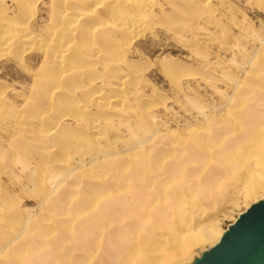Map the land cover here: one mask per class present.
I'll return each instance as SVG.
<instances>
[{
  "label": "rangeland",
  "instance_id": "rangeland-1",
  "mask_svg": "<svg viewBox=\"0 0 264 264\" xmlns=\"http://www.w3.org/2000/svg\"><path fill=\"white\" fill-rule=\"evenodd\" d=\"M6 1L3 8L15 29L0 30V258L13 257L9 259L12 263L16 253L8 249L14 243L6 250L4 244L15 239L23 244L16 243L14 249L26 245L28 251L32 249L29 254L36 249L38 255L50 247L53 254L71 248L72 234L67 226L74 224L76 217L88 216L83 205L95 187L122 182L125 174L137 169L136 155L170 156L176 150L167 162L176 161L191 145V127L195 132L201 130L199 136L225 131L227 124L221 125L239 110L237 99L246 92L247 102H254L249 98L253 100L256 91L263 92L255 82L264 75V0H124L117 11L129 16L127 24L115 21L100 27L94 17H81L68 6L56 9L53 0L22 3V7L14 0ZM128 3L133 11L126 9ZM87 22L93 25L86 34L83 24ZM21 25L25 32H20ZM233 100L235 108L230 103ZM196 103L210 116L209 122L200 117ZM237 132L228 130L214 150L238 137ZM154 151L159 153L153 156ZM215 165L212 162L209 167ZM193 167L197 165H187ZM86 169L88 172H83ZM93 175L99 180L90 178ZM242 199L231 189L209 209L212 224L222 235L249 207L251 201L246 202L247 207ZM58 226L63 228L58 229L62 235ZM23 228L27 235L21 239L18 230ZM7 258L4 261L11 263ZM5 262L0 259L1 264Z\"/></svg>",
  "mask_w": 264,
  "mask_h": 264
},
{
  "label": "bare ground",
  "instance_id": "bare-ground-1",
  "mask_svg": "<svg viewBox=\"0 0 264 264\" xmlns=\"http://www.w3.org/2000/svg\"><path fill=\"white\" fill-rule=\"evenodd\" d=\"M5 1L6 0H0V30L5 29V28L7 29L10 26H15L14 25L15 23H13V21L11 22L10 19H8L6 12L3 8ZM14 1L19 7H22V6H20V4H22V3H25V5H27V4L31 5V4H34L33 2H35L37 0H34V1L33 0H14ZM123 1L124 0H53L54 7L56 9H59L61 6H68L69 9H71L73 11V13L76 12L81 17H85V18L86 17L87 18L88 17H94L95 20L94 19L93 20H94V22H96L98 24V27H100L99 25H107L111 22L115 23V21H117V23L118 22H121V23L126 22V24H127V20H128L129 16H127V15L124 16L120 12L117 11V8L119 7V5L120 6L122 5L121 2H123ZM133 1L134 0H132V2ZM137 2H140V1L138 0ZM137 2L135 1L136 4H137ZM143 3H144V1H143ZM136 4H134L135 8H136ZM125 6L126 5L124 4V7ZM129 6H130V4L127 5L126 9ZM141 7H143V6H141ZM25 8L27 10H29V8H27L26 6H25ZM132 8H128V9H132ZM143 8H145V7H143ZM133 9H132V11H133ZM139 10L136 12L141 11V10L140 11ZM129 12H130V10H129ZM129 12H127V14ZM28 13L29 12H26L25 15L27 16ZM73 13H71V14H73ZM123 14H124V12H123ZM132 14H134V13H132ZM68 15H69V13H68ZM103 15L107 18V20L104 19ZM138 15H139V13H138ZM138 15L136 13L137 19L140 17V16L138 17ZM26 16H24V17H26ZM81 17L79 18V20L82 19ZM135 17H134V20L136 19ZM28 18H29V16H28ZM143 18L144 17H142V19ZM77 22H78V20H77ZM79 22H81V21H79ZM91 22H93V21L91 20ZM138 22L140 23L139 20H138ZM24 23H26V22H24ZM87 23L88 24H86V23L83 24V29L84 30L87 29L86 30L87 32L84 31L86 34L88 33V29L91 28L90 25L91 24L93 25V23H89V22H87ZM131 23H135V22H131ZM139 23H137V24L139 25ZM26 25H27V23H26ZM80 26H82V25H80ZM128 26L129 25H127V27ZM135 26H133V27H135ZM10 28H14V27H10ZM14 29H12V30H14ZM19 30H20V32H25L26 28H24L22 26V27H19ZM122 30H124V28ZM89 35H91V33ZM31 39L32 38H30V37L26 38V40H28V41L29 40L31 41ZM28 41H26V42H28ZM107 41H108V39H107ZM31 42H29V43H31ZM263 57H264V55H263ZM258 66L260 68V65H258ZM251 69H255V68L252 67ZM48 70H47V72H48ZM249 72H248V74L250 75ZM252 72H254V70ZM252 72H251V74H252ZM51 75L53 77V74H51ZM45 76H46V74H45ZM252 77H254V73H253ZM255 78L257 79V76H255ZM247 80H249V77ZM253 82H254V78H253ZM255 83L258 84L257 86L261 87L263 92L256 91L255 92L256 94L254 95L253 100H252V96H251V98H249V99H251V101H254V102H249V103L247 102V100L245 98L246 92H244V96L243 95L241 96L242 98L239 97V99H237L234 97L235 99L239 100L238 104H237L238 107L235 106L239 110L237 112H234L235 114L232 117H231V115L233 113L230 112V117H231L230 120H228L227 123H224V124L221 123L222 124L221 126H224L225 124H227V125H225V127L227 126L226 130H225L226 132L223 129H221V130H218L213 135L208 134L206 136H204V135L199 136L198 132L200 133L201 130L198 132H195V131H197V129L195 130L194 127L193 128L191 127V132L189 131L191 133V134L189 133L190 134L189 136H191L190 137L191 138V145L188 148V150L186 148L188 153L186 152V155L182 156L183 158L181 156H179L182 158L181 159V161L183 160L182 162L180 160H178L179 157H178L176 152H175L176 153L175 156L177 155L176 156L177 160L175 161L173 159L172 162H171V160H169L170 162H167L168 159L172 156V154L176 150H173V152L171 151L172 154L170 156L169 155L167 156L165 154H164L165 156H163V154L160 155V154H158L159 152L157 153L155 151L152 152V155L154 153H157L158 155L156 156V154H154L155 157H153V158H150L148 156H139L138 157V155H136L137 156L136 161H137L138 167L135 166L133 163L132 164H133V168L137 167V169L133 170V172H131L132 171L131 170L130 173L125 174L122 178L123 180L119 179V180H122V182L121 181L119 183L110 182L104 186L95 187V189L93 190L92 194L90 195L88 201L86 203H84V205H83V206H87L85 209H87V211L89 213L88 216L76 217L77 221L74 224L71 223L73 225L70 224L69 226H67L68 231L70 229V231H71L70 233L72 234L71 239H72L73 246L71 248H68L66 250H62L61 252L59 251L60 253L58 252L56 254H53V251L51 250L52 248L47 247L49 249L43 250V252L39 253L38 255H36V253L38 251L36 249L37 251L36 250L33 251V252H35L34 254H35L36 258H33L32 255H34V254H29L30 253L29 251L32 249H29V251H28L26 249V247H27L26 245H25L26 247L24 245H22L20 247V244L22 241L18 242V240H20V239H15V241L12 240L13 242L10 241L9 243L4 244L5 250H6L7 248H10L11 245L14 243L13 247H11V249H8V250H10L9 252H11V250L13 248L12 252L14 254L15 253L17 254V255L15 254V256H16L15 260L16 261L15 262L13 261V263H12V261H10L11 260L10 258H13V257H10L9 256L10 254L7 253L6 256H9L10 260L7 257L6 258L11 262V263L7 262V263L8 264H186L198 252H201V251L205 250L206 248L215 245L220 240V238L222 237V233H220L217 230V228H215V226L212 224V216L209 214V213H211V212H209V209L216 207L218 205L220 199L224 198L225 195H227V193H229V190H231V189L238 192L240 195H242L243 199L245 200V203L248 202V200H250L251 203H249V206L253 202L258 201L259 199H262L264 197V75L263 76L261 75V77L259 76V78L256 80ZM237 84H239V83H237ZM237 84L235 85L236 89H238ZM243 86H244V88L247 87V89H249L248 86H246V85H243ZM251 89L252 88H250V90ZM235 91H237V90H235ZM250 95H252V94H250ZM230 98H231V96H230ZM232 102H233V104H232ZM232 102H230L231 106L232 105L234 106L236 102L234 103V100ZM196 105H197V103H196ZM197 106H199L200 117L204 116L203 117L204 120L206 118V121H208L210 116L205 115V111L202 110V108H200L201 105H197ZM235 107H233V108H235ZM228 109H230V108H228ZM196 110H198L197 107H196ZM213 118H215L214 119L215 121L217 120V117L214 116ZM217 123H219V122H217ZM217 123H215V124H217ZM213 125L214 124H212V126ZM199 126H202V125L199 123ZM209 126H211V125L209 124ZM214 126H217V125H214ZM218 127H220L219 124H218ZM205 130H206V128H205ZM209 130H211V129L207 130L210 133ZM228 130L238 131V132H240V135L238 137H236L235 139L228 141L226 143L225 147H222L220 150H218V151L214 150V147L216 145L220 144V141H223V137H226L225 133H227ZM208 132H205V133H208ZM195 133H197L198 135ZM157 137L158 136H156V138ZM172 137L174 138V136H172ZM145 140L151 141L150 139H145ZM155 140H157V139H155ZM149 141H146V142H149ZM152 141H154L153 138H152ZM175 141H176V139H175ZM143 142H142V144H143ZM156 142H158V141H156ZM172 143H174V142H172ZM179 143H177V144H179ZM143 146H145V145L143 144ZM175 146H177L176 143H175ZM175 146H174V149H175ZM176 148H178V147H176ZM145 149H146V147H145ZM146 151H148V150L146 149ZM151 151H153V149ZM135 152L138 153V151H135ZM129 154L132 155V157H133V153H129ZM129 154H127L129 160L133 159L132 157L131 158L129 157ZM150 154H151V152H150ZM108 156H110V155H108ZM105 157H107V156H105ZM117 158H119V157L117 156ZM117 158L113 162H116ZM128 158L125 157L126 160ZM102 161H105V158ZM107 161H109L108 157H107ZM134 161L135 160H133V162ZM113 162H111V163L113 164ZM212 162H214L216 165L213 167H211V166L209 167V165ZM102 163H104V164H101V166H104L105 162H102ZM107 164H108V162H107ZM192 164L197 165V167H195V168L193 167L192 169H188L187 165H192ZM106 166H108V165H106ZM109 168H110V166H109ZM89 169H91V168H89ZM87 170L88 169L83 170V172L87 173L88 172ZM102 170H103V168H102ZM110 170L111 169H109V171ZM92 171H96V170H92ZM122 172H123V170L121 171V173ZM78 173H81V172H78ZM95 173H96L95 175L97 176V173H99V172L97 171ZM118 173L119 172H117V174ZM75 174H77V172H74L73 176H75ZM100 174H103V173H100ZM88 175H90V174H88ZM95 175H93V177H90V178H95L94 177ZM99 175H98V177H99ZM87 176H84V177L86 179H88ZM91 176H92V174H91ZM160 176H163V179H160ZM119 177H120V173H119ZM67 179H72V178L69 177ZM95 179L97 180L98 178H95ZM83 180H84V178H82L81 181L83 182ZM102 181H104V180H102ZM82 182H81V184H82ZM91 182H93V181H91ZM68 183L69 182H67L66 185L71 184V183H69V184ZM66 185H64V186L66 187ZM68 188H70V186ZM53 189H55V188H53ZM62 189H63V187H62ZM62 189H60V187H59V190H62ZM57 190H58V188H57ZM87 191H89V190H87ZM77 194H79V192ZM65 196H66V194H65ZM230 198L231 197H229V199ZM50 200L51 199H48V201H47L49 204L51 202ZM71 201L69 200L70 203H71ZM201 201H203L204 203H202ZM55 202L57 203V201H55ZM206 202H207V204L205 205V207H203L201 204H205ZM222 202H223V200H222ZM48 203H46V204L44 203V204L47 206ZM227 203H229V201ZM246 205H247V203H246ZM60 206H61V203H60ZM54 207H56V206H54ZM247 207H248V205H247ZM44 208H46V207H44ZM67 209H69V208H67ZM55 210H56V208H55ZM68 211H70V210H68ZM222 211H223V208H222ZM52 212L55 213L54 211H52ZM52 212H50V214ZM218 212L219 211L217 210V213ZM81 213H82V211H81ZM81 213H79V214L77 213V215L79 216V215H81ZM50 214H49V216L52 218V216ZM70 215L71 214H69V218L72 216V215L71 216ZM62 216L63 215H61V216L59 215L58 217H62ZM66 216H68V215H66ZM73 217H74V215H73ZM52 219H55V217ZM52 219H51V221H52ZM70 219H72V218H70ZM31 222L32 221H29L30 224H31ZM53 223L55 224V222H53ZM36 224L40 225L39 222ZM59 224H57V225H59ZM50 225L52 226V224H50ZM26 226L29 229L28 225H25L24 227H26ZM31 226L33 227L34 225H31ZM42 226H43V224H42ZM39 227L41 228V226H39ZM39 227H37V228H39ZM45 227L46 226H44L43 228H45ZM60 227L61 226H58L57 230L63 229ZM16 229L17 228L15 227V230ZM50 230H52V229H50ZM50 230H49V232H50ZM59 230H58V234L60 232ZM23 231H24V228L21 229V231L18 230V232H19L18 236L21 237L24 234L27 235V233L23 232ZM31 231H34V229L32 228ZM38 231L41 232V229H39ZM43 231H45V230H43ZM65 231H66V229H65ZM52 232L54 234L55 231H52ZM28 234H31V233L28 232ZM40 234H42V232ZM48 234H46V235L48 236ZM71 234H67V235L71 236ZM65 236H66V234H65ZM40 237H41V235H40ZM43 237H45V236H43ZM21 239H22V237H21ZM34 240H37V239H34ZM38 240H39V238H38ZM32 242H34V241L32 240ZM47 242L49 243V241H46V243ZM16 243H20V244H19V247L17 249H14ZM29 243H30V241H29ZM22 244H23V242H22ZM57 244L58 243L56 241V245ZM44 247H46V246H44ZM34 248H35V246H34ZM197 248H200V249H198L196 251ZM4 252H7V251H4ZM1 253H3V251H1ZM3 254L5 256V253H3ZM2 257H3V255H1L0 259L3 262H5L4 259H6V258L3 257L4 259H2ZM5 263H3V264H5Z\"/></svg>",
  "mask_w": 264,
  "mask_h": 264
},
{
  "label": "water",
  "instance_id": "water-1",
  "mask_svg": "<svg viewBox=\"0 0 264 264\" xmlns=\"http://www.w3.org/2000/svg\"><path fill=\"white\" fill-rule=\"evenodd\" d=\"M186 264H264V197L239 214L215 245Z\"/></svg>",
  "mask_w": 264,
  "mask_h": 264
}]
</instances>
